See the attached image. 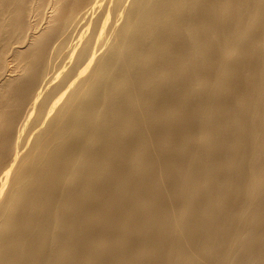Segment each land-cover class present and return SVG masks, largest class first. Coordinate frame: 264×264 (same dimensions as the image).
<instances>
[{"label": "bare ground", "instance_id": "obj_1", "mask_svg": "<svg viewBox=\"0 0 264 264\" xmlns=\"http://www.w3.org/2000/svg\"><path fill=\"white\" fill-rule=\"evenodd\" d=\"M0 264H264V0H0Z\"/></svg>", "mask_w": 264, "mask_h": 264}]
</instances>
